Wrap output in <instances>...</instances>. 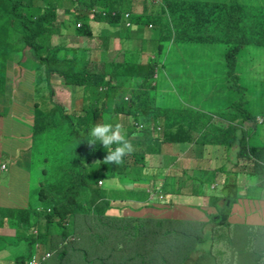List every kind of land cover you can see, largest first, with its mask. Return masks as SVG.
I'll list each match as a JSON object with an SVG mask.
<instances>
[{
    "label": "trees",
    "instance_id": "trees-1",
    "mask_svg": "<svg viewBox=\"0 0 264 264\" xmlns=\"http://www.w3.org/2000/svg\"><path fill=\"white\" fill-rule=\"evenodd\" d=\"M64 4H68L64 8L65 18L58 26L55 22ZM93 22L105 26L103 45L82 41L94 38ZM123 24L126 29L121 31ZM143 26L152 27L150 43L153 42L154 53L150 57L148 53L152 51L146 50L147 41L140 49L133 45L138 34L132 32V27ZM8 29L13 33V41L11 36L7 39ZM63 29L76 34V45L55 42V35L63 33ZM14 33L20 38L18 44ZM112 39L122 43L121 58L119 50L109 47ZM174 47L182 52L195 51L188 63H177L191 71L187 82L190 97L199 91L206 96L215 94L222 104L221 115L225 112L231 116V108L236 112L226 129L217 128L212 121L203 127L209 116L188 105L179 113L180 123L164 124L159 132L160 125L154 119L172 117L153 98L159 79L167 78L162 74L167 73L168 57ZM205 48L208 49L206 61L201 58L193 62ZM26 49L31 55L22 62L33 76V123L25 132L18 127L10 129L4 137L0 134L4 139L6 136L31 139V144L20 146L30 150V168L25 171L10 165L13 170L9 171L12 173L8 186L7 177L1 179V171H7L0 162V201H9L7 205L0 204V224H12L17 229L15 245L22 243L26 247L24 253L29 255L15 259L11 254L10 258L23 261L38 251L37 244H47L53 256L46 264H67L64 261L67 254L72 264H207V259L210 264L212 259L223 264L228 259L227 247L232 243L224 230L223 213L234 208V200L246 196L259 198L258 193L248 194L240 187L243 190L233 194L237 195L236 199L228 197L223 207H216L217 212L206 211L208 220H191L190 226L179 228H165L163 223L169 219L161 215L152 217L141 211L140 216L131 219V216L110 215L108 211L117 207L114 201L125 200L146 203L136 208L122 207L129 212L144 207L154 212L168 209L166 203L152 199L149 191L151 183L160 179L165 182L162 186L154 185V191L168 189L167 168L149 166V156L157 153L164 143L197 146L196 138L204 135L206 126L207 133L223 131L214 142L213 156L226 158L234 153V159L230 158L235 170L242 168V160H252L253 154L264 158V148L257 146V136L250 137L258 134L264 125L258 122L259 115L264 117L262 98L248 92L257 88L260 95L264 92V0H0V94L6 99L13 52ZM246 50L254 54L262 74L257 70L250 73L243 64V59L250 55H245ZM97 51L100 58L93 63L91 58ZM54 73H59L62 82L82 90L85 104L80 111H69L51 98ZM222 83L224 86L219 88ZM190 111L198 122L189 116ZM112 114L115 116L111 117ZM3 116L0 111V127ZM119 116L125 118L124 129L134 151L119 165L105 164L107 149L101 142L89 144V130L98 122L116 123ZM246 121L255 122L254 128L246 129ZM58 131L63 133L59 147V152L64 154L62 165L53 155L55 148L48 149ZM39 164L42 178L32 189L29 172ZM55 172L61 174L54 177ZM240 173L229 172L226 167L205 168L198 176L188 173V185L194 195L200 194L206 187L226 182L225 178L229 180ZM100 180L103 185L99 184ZM232 180L237 183L236 179ZM21 192L25 193V203L17 204ZM209 203L214 205L210 199ZM42 224L47 232H43ZM69 235L75 236L72 242L80 252L76 260L73 250L64 242ZM160 235L170 237L164 239L168 242L166 248ZM186 237L193 242H187L185 252L170 246L172 238L185 241ZM6 246L3 244L0 250L7 249ZM16 252L19 255L20 251L16 249ZM9 261L0 257V263Z\"/></svg>",
    "mask_w": 264,
    "mask_h": 264
},
{
    "label": "rangeland",
    "instance_id": "rangeland-1",
    "mask_svg": "<svg viewBox=\"0 0 264 264\" xmlns=\"http://www.w3.org/2000/svg\"><path fill=\"white\" fill-rule=\"evenodd\" d=\"M156 2H159V0H154ZM68 4H64L62 9L59 10V18L55 22L56 25L60 26V22L63 18H65L64 8L67 7ZM74 14H72L73 16ZM93 30H94V38L98 44L95 42L94 38H83L82 41L86 42L89 45H103L104 40L102 38L105 26L97 22H93ZM126 25H121V31L125 30ZM151 26H143L140 28L132 27V32H137V36L134 38V48L140 49L144 43L146 42V50L149 52L153 50V42L150 43V38L153 34L151 30ZM13 34L10 29L6 31L7 39L11 36V41H13ZM76 36V34H75ZM72 33L66 32L63 29V33L55 35V42L59 43L62 41L67 42L68 45H76L78 37H75ZM15 43H20V38L17 34L14 33ZM112 49L119 50V58L123 56V52L121 51L122 43L119 41H113V39L110 41V45ZM207 50L203 49L200 53V56L198 55L197 58L193 62H197L199 59H203V62L207 59ZM153 51L148 53V57L153 55ZM111 54H114V51L111 52ZM195 54V51H180L177 47H174L172 51L170 52V56L168 57L167 61V73L162 74V76L167 77L164 81L162 78L159 79V85L156 90V94L154 96L155 103L159 106V108L165 112L170 117H163L158 116L156 117L157 120L154 119V122L158 123L160 125L159 132L162 131L164 124L173 123L178 124L181 121V118L179 116V113L182 109L187 107L188 105L194 107L195 109H198L200 111H203L206 113L208 117V121L204 122L203 127L207 125L208 123H213L215 125H218L217 128L219 129H226L230 123L233 122V118L237 116L236 112L231 108L230 113L231 116H227L224 112L223 115H221L219 112L222 110V104L220 101L216 98L215 94H210L209 96H206L203 91H199L197 94H192L190 97V87L188 86L187 82L190 78L191 71H188L185 66H178L177 63L181 62L182 64L188 63L187 61L191 58V56ZM250 54V55H249ZM28 55V58L30 57L31 53L28 52L26 49L25 51H14L13 52V61L10 64V81L8 82L7 86V96L5 97L1 96L0 94V111L3 112V125L0 127V134L3 133V137L8 133V131L12 128H18L20 127L21 131L28 130V126L33 123V103L34 99L32 97L33 95V76L29 74V71L26 70L25 63L22 62L23 59ZM245 55H249V57H246L243 59V64L247 66L249 72H254L257 70L262 74V71L259 70L257 66V61L254 60V54H251L249 51H245ZM100 58L99 52L94 53L92 55V62H98ZM146 60V58H145ZM59 73H54L52 75L53 83H52V90L53 93H51V98L54 100V102L58 104H62L67 110L69 111H80L84 104V98L82 96V90L76 86H73L65 81L62 82L63 78L58 76ZM199 74V72H198ZM264 78V76H262ZM249 85V84H247ZM223 87V83L219 85L220 88ZM2 88V85L0 86ZM5 90V87H4ZM5 92V91H4ZM249 94L251 96H255L256 98H262L261 104H262V111L264 113V92L260 95L258 88L257 89H250L248 90ZM221 94V93H220ZM129 95V94H128ZM130 96V95H129ZM12 111V112H11ZM14 116V117H13ZM115 115L112 114L111 117H114ZM189 116L193 117L195 119V122H198V118L195 116V113L190 111ZM259 120L264 121L263 115H260ZM117 122H121V124L124 127L125 124V118L124 116H119L117 119ZM116 122V123H117ZM255 122L253 121H246L244 126L246 129H253ZM194 125V124H193ZM209 132V127H205L203 134L199 135L196 138L197 146L196 149L199 150V155L197 157H194L193 152V144L191 146L185 144L184 146H187L186 149L183 150V152L188 151L190 152L188 157H184L181 159L180 163L173 169L174 172H181L182 169L195 167V170L197 171L195 173L196 176H198L200 173L199 171L202 169L203 165H206L205 167L210 170H215L219 167H226V169L229 172H240L235 170L232 167V161L231 158L234 159V153L228 154L226 158L224 157H214L213 156V150L215 149L216 145L214 142L216 140H219L221 138V135L224 134L223 131L217 130L216 132ZM56 136V139L53 142H50L48 146V149L50 147L55 148L53 151V155L57 156L60 164H63V157L64 154L62 152H59V147L62 144L63 139V133L61 131H58L54 134ZM251 136H257V146L264 148V125L260 127L258 130V134H250ZM22 144H31L30 137H20V138H10L9 136H6V138H0V162H2L3 167L2 169L6 170L7 172L1 171V179L6 178L5 185H9V177L12 172H9L10 170H13V167L16 169V167H21L23 170L28 171L27 169L30 168V150L29 148H22ZM14 150L12 151V148ZM164 151L162 155H152L150 157V165L153 167L158 166L159 168H163L164 166L167 167L170 165V158L172 155H176L179 152L176 149H172L171 147L163 146ZM21 151V152H19ZM252 153V152H251ZM20 154L22 155L20 158ZM156 154V153H155ZM4 155V159H3ZM16 155V156H15ZM231 156V158H230ZM244 159V158H240ZM252 160L244 161L242 160L240 164H242V171L245 173H248V171L252 170L253 163L255 164L257 169H263L264 168V158L261 156H257L256 154L252 155ZM248 160V159H247ZM5 166H4V164ZM13 166V167H10ZM160 165V166H159ZM163 165V166H162ZM41 164L36 166L37 168H33L32 172H29L30 174V185L29 187L34 189L36 186L39 185V181L42 178L41 172H39V167ZM25 167V168H24ZM215 167V168H214ZM27 168V169H26ZM214 168V169H212ZM165 170V169H164ZM167 174L171 175V172H166ZM242 173V172H241ZM61 174V172H55L54 177ZM9 175V176H8ZM178 176V175H177ZM211 177V175H210ZM232 179V178H231ZM261 179H264V175L261 176ZM3 180V179H2ZM174 180L172 182L174 183ZM179 180V179H178ZM225 181H228V178H225ZM165 182V181H164ZM163 180L160 179L155 184L152 182L150 188L151 191V197L152 199L156 200L160 203H168V204H175L177 201H182L186 203V205L199 207L201 205V210L205 212L206 217L207 212H217L216 207L220 206L223 207L222 201L218 199V193L222 196L229 195V193H223L221 192L223 187H213L210 185V187H206V189L201 192L200 194H195L196 198H193L192 196H181V197H175L172 193H174L178 186L176 184H169L168 189H171V191H157L155 192L153 190V186H162L164 184ZM238 183L241 185L240 181L238 180ZM99 184H101L99 182ZM103 185V184H102ZM148 186V185H147ZM241 186L237 187L239 189ZM25 193L21 192L18 199L17 204H24L25 202ZM200 199V205L196 203ZM209 199L214 202V205H211L209 203ZM244 202V199L242 200ZM9 201L8 200H1L0 204L7 205ZM35 205L38 204V200L36 197V201L34 203ZM114 207L108 211L110 215H120V216H131V219H136L137 216H140L142 213H135V212H124L123 210L125 208H122L123 206L129 205L132 208H136L139 205H145V202H139L136 200L130 201H114L113 202ZM148 207H144L142 211L152 217H157L159 215H162L166 212V209H162L158 212L151 211L147 209ZM132 210V209H130ZM138 211V210H134ZM219 212V211H218ZM248 213V226L242 227L244 229H247V233H240L239 228L236 227L237 231H233L234 224L233 220L235 218H240L244 213ZM159 213V214H157ZM162 218V217H161ZM184 218L186 220H191L188 216L184 215ZM222 222H225L224 230L227 232L228 236L232 239V243L229 244L228 251L225 261H222L224 264H264V201H250L245 202V204L238 209V212L235 213L234 209H227L223 213ZM163 223V222H162ZM227 224L229 226H227ZM163 226L165 228L168 227L167 223H163ZM169 228V227H168ZM43 232H47L46 226L42 224ZM170 231L175 232L172 228L169 229ZM23 231V228H22ZM21 231V232H22ZM18 231L17 229L11 224L4 223L0 224V247L3 246V244H7V249L0 250V257H6L8 259H11L12 257L15 259H18L20 256H29L24 253V245L20 243L19 245L16 244V235ZM30 235V232H28ZM176 233V232H175ZM178 235V234H177ZM162 236V235H160ZM71 241L66 244V246L73 250V260H76L79 255V251L76 249L74 243L72 242L75 238L74 235H69ZM171 237H174L173 234ZM170 238L162 236L159 239ZM170 241V246L172 248L179 247L177 251L185 252V245H187V242H193L192 238H185V241L180 240H173ZM164 243V247L166 248L167 240L162 241ZM79 245V243H77ZM26 248V247H25ZM16 249L19 250V255L16 252ZM40 253L43 252V254L49 250V246L47 244H41L40 246ZM198 252V244L195 245V248ZM211 250V248H210ZM175 251V250H172ZM208 252V251H206ZM53 254L51 255V257ZM50 257V258H51ZM64 260L67 264H72L73 262L68 258ZM14 261V259H11ZM55 260V259H53ZM10 262V261H9ZM6 263V264H9ZM213 264L217 263V259H212ZM207 264H210V259L206 260ZM3 264V263H0ZM183 264V263H182Z\"/></svg>",
    "mask_w": 264,
    "mask_h": 264
},
{
    "label": "crops",
    "instance_id": "crops-1",
    "mask_svg": "<svg viewBox=\"0 0 264 264\" xmlns=\"http://www.w3.org/2000/svg\"><path fill=\"white\" fill-rule=\"evenodd\" d=\"M185 144H187L188 146L189 145L191 146V144L184 143V142H182V143H177V142L176 143H164L163 144V146L165 145L167 147H171L172 149H176L179 152L178 154L171 156L170 165L166 167L167 169L165 172H171V175L167 174L169 184H176L178 186L177 190L174 193H172L173 196H175V197L192 196L193 198H196V196L192 193V188L188 185V179H187V174L190 172H192L194 174V176H196L195 173L197 171L195 170V167L182 169L181 172H174V170H173L180 163L182 158L188 157L187 155L190 154L189 150L183 152V150L186 149V147H187V146H184ZM164 148L165 147L161 146L160 150L156 154H151L149 156V166H151L150 165V157L152 155H162ZM192 149H193L194 154L195 153L199 154V150L196 149L195 144H193ZM194 157H197V156L194 155ZM205 166L206 165H203V167L199 171V173L202 172L206 168ZM2 167H3V165H2ZM214 168H212V169H214ZM238 171H240L242 173L238 174L237 176L232 177V179L237 180L236 184L231 179V177L226 182H223V183L216 182V183L212 184V186L214 188L218 187V186L223 187V189L221 191L223 193L231 192V193H229V195H226V196H222L221 194L218 193V197L222 201V204L226 201L227 197H231L232 199L237 198V195H233V194L239 193L240 191L243 190V189L241 190L240 188L237 189V187H239V186H246L244 188V191L248 194H255V193L259 194V198H255V199L251 198L250 196H246V198L241 197L239 200H234V203L232 206H234L233 209H234L235 213L238 212V209L240 207H242L245 204V202L264 201V186H262V183H264V179L263 180L261 179V176L264 175V168L263 169H257L256 166H254V164H253L252 170L248 171V173L243 172L242 169H239ZM232 175H233V173L231 174V176ZM173 179H175L174 183L172 182ZM190 179H192V178H190ZM238 180L240 181L241 185L238 183ZM153 190H154V188H153ZM149 191H150V188H149ZM164 191H166V192L171 191V189H165ZM243 199H244V202L242 201ZM196 203H198L200 205V199H198V201ZM227 203L229 204L230 201H227ZM166 204L168 205L169 208L166 209V212L161 215L162 218L185 219L184 215H186L194 222L200 221V220H202V221L208 220L205 212L201 210V205L199 207L190 206V205H186V203H184L182 201H177L173 205L168 204V203H166ZM123 211L126 212L129 210L124 209ZM130 211H132V210H130ZM141 211L142 210L132 211V212L140 213ZM247 214L248 213L245 212L242 216H240V218H235L233 220V224L235 227V228H233V231L236 232L237 231L236 227H240L239 228L240 233H247V229L242 228V227L248 226Z\"/></svg>",
    "mask_w": 264,
    "mask_h": 264
},
{
    "label": "clouds",
    "instance_id": "clouds-1",
    "mask_svg": "<svg viewBox=\"0 0 264 264\" xmlns=\"http://www.w3.org/2000/svg\"><path fill=\"white\" fill-rule=\"evenodd\" d=\"M96 12L98 13L100 12V10L96 8ZM258 122L260 124L264 123L263 120H259ZM88 142L89 144H93V145L96 144L97 142H101L103 146L107 149L108 154L103 160V163L105 164L115 163L116 165H119L123 162V158L126 155L134 151V146L132 144L131 139L128 138L127 132L125 131L123 125L118 122L113 123V122H109L106 120L105 122H98L94 124L89 130ZM113 145H115V147H113ZM252 168H253V165H252ZM262 186H264V183H262ZM241 187L244 189L246 186H241ZM190 222L191 220H186V219H169L167 224H168V227L179 228L183 225L190 226ZM70 239L71 238L68 237L66 240H64L65 244L69 243L71 241ZM40 246H41L40 244H37L38 252H40V249H39ZM32 257L33 255L29 258L24 259L23 261H17L15 259L14 261H12L11 259L13 258H11L9 264H16V263L24 264L26 261L30 260ZM50 257L46 261H44L42 264H46V262L50 259Z\"/></svg>",
    "mask_w": 264,
    "mask_h": 264
},
{
    "label": "built area",
    "instance_id": "built-area-1",
    "mask_svg": "<svg viewBox=\"0 0 264 264\" xmlns=\"http://www.w3.org/2000/svg\"><path fill=\"white\" fill-rule=\"evenodd\" d=\"M126 16L128 17L129 14H126ZM128 25L130 24V22L127 23ZM80 25V23L78 24ZM100 183H102V181L100 180ZM52 255V252L51 251H47L43 254L40 253V252H35L33 254V257L26 261L24 264H42L44 261H46L50 256ZM16 264H20V263H16Z\"/></svg>",
    "mask_w": 264,
    "mask_h": 264
}]
</instances>
